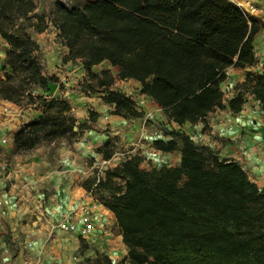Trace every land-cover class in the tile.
Instances as JSON below:
<instances>
[{"label":"trees","instance_id":"trees-1","mask_svg":"<svg viewBox=\"0 0 264 264\" xmlns=\"http://www.w3.org/2000/svg\"><path fill=\"white\" fill-rule=\"evenodd\" d=\"M35 8L34 0H0V35L8 43L1 98L16 102L27 92L34 98V89L59 82L43 72L40 45L27 31L41 33L51 22L69 49L63 61H82L85 92L104 93L103 100L124 118L144 117L130 97L111 89V69L93 71L108 61L120 78L140 82L141 92L180 125L224 107L226 70L256 63L254 38L264 26L257 18L249 23L229 0H87L81 7L56 5L47 19ZM20 19L30 23L17 25ZM238 87L229 101L233 113L241 111L245 93L264 110V74L249 71ZM38 98L42 114L15 133L16 153L79 136L90 127L77 123L64 97ZM96 118L90 111L89 120ZM165 133L171 139L154 146L179 150V165L146 169L136 154L105 176L83 181L87 190L95 184L97 199L115 214L128 247V256L117 264H264V188L237 160L220 159L179 130ZM96 150L105 159L115 153L111 139ZM96 253L87 264H114Z\"/></svg>","mask_w":264,"mask_h":264},{"label":"crops","instance_id":"crops-1","mask_svg":"<svg viewBox=\"0 0 264 264\" xmlns=\"http://www.w3.org/2000/svg\"><path fill=\"white\" fill-rule=\"evenodd\" d=\"M259 19L264 20V14ZM58 32L55 26L54 30L48 27L31 37L40 45L43 72L48 74V70L59 79V82L53 85L51 97L63 95L71 104L77 123L87 122L90 127L84 129L80 141L62 146L57 157L58 166L50 170L41 159H11L13 150H1L11 169L9 180L5 183L9 212L0 219V223L17 228L14 232L15 238L23 239L28 247H35L34 257L27 259L40 258L42 264L50 260L57 264H73L68 257L69 249L66 250L65 247L69 246L68 242L71 241L76 243V248H80L81 237L75 232L61 229L59 222L77 204L83 202L95 203L97 225L93 240L84 238L93 247L87 249V254H93L95 251L106 254L114 264L128 256V247L123 241L115 214L97 199L95 184L90 190L83 186L86 176L81 175L86 169V159L87 165L91 159L96 168H101L98 171L105 174L103 162L107 159L96 149L109 139L118 144L115 149L123 150L120 153L122 156L118 157L123 158V161L138 154L142 157L141 167L146 169L148 166H176L180 163L181 152L162 151L154 146V142L171 139V136L165 133L168 130L166 127H169V130H179L190 135L198 146L210 148L220 159L237 160L250 179L260 188H264V110L261 103L251 94L245 93V102L239 113H233L229 107V101L237 96L238 85L246 80L249 71L264 74V28H261L254 38L257 63L245 68H227V77L221 83L224 93L223 108H215L195 123L186 122L182 125L162 113L161 116L158 115L162 120L160 123L164 124L162 127L149 126L144 117L124 118L115 114L114 104L105 102L101 92L74 93L70 87L76 81L79 83V79L82 80L86 72L80 59L63 61L69 49L62 42L56 41ZM103 66L113 71L108 61L95 65L92 69L95 73H100L104 69ZM42 93L48 95L50 91ZM155 108V104H150L147 110ZM90 111L97 113L95 121L89 120ZM90 168L87 166V179L91 178L88 174L94 172ZM98 171L97 174H100ZM99 177L103 176L97 178ZM54 233L67 237V241L59 243V246L55 243L58 251L56 250L55 256L52 257L47 250V241Z\"/></svg>","mask_w":264,"mask_h":264},{"label":"rangeland","instance_id":"rangeland-1","mask_svg":"<svg viewBox=\"0 0 264 264\" xmlns=\"http://www.w3.org/2000/svg\"><path fill=\"white\" fill-rule=\"evenodd\" d=\"M87 0H34L35 2V13L40 14V15H45L46 19L48 18V14L49 12L53 9L54 6L62 4L65 5L67 7L73 8V7H81L83 6V4L86 2ZM263 25H264V20L259 19ZM32 23H36L37 19L36 18H32L31 19ZM30 23L29 20H24V19H20L17 22V25H25L27 26ZM50 27L51 30H54V25L51 22H48L47 28ZM264 28V26L262 27ZM27 31L30 33V35L35 34L36 32L32 29V27H28ZM57 42H61L59 37L56 38ZM8 48V43L7 41L0 35V49L3 51H6V49ZM40 56V54H39ZM257 63V60H256ZM255 63V64H256ZM1 67V65H0ZM104 69L105 66H103ZM44 68V66H43ZM103 69V70H104ZM110 69V68H109ZM112 70V69H111ZM113 71H116L113 68ZM77 72V71H76ZM46 75L48 76H55L57 77L54 73H50L48 70L46 71ZM0 74H1V68H0ZM86 74V73H85ZM1 76V75H0ZM86 76V75H85ZM85 76L83 77L82 80L79 79V83L74 82L73 86L70 87L71 90L74 91V93H80L83 92L85 94H91L90 92H85V89L83 87V81L85 79ZM238 89L240 90V88L238 87ZM50 91V93L48 95L42 93V92H48ZM52 91H53V85L52 87L50 86L47 90H42V89H34L32 91V97L34 98H30L28 96V92L27 94L23 95L18 101L13 102L15 105L23 108L24 110H28L30 106L33 107V109H41L42 110V106H41V101L38 98V95H43L47 98H50L52 96ZM227 91V89H226ZM102 93V92H101ZM94 94V93H93ZM95 94H98V92H95ZM104 94V93H103ZM103 96V95H102ZM63 97V95H62ZM30 112V111H29ZM145 119V118H144ZM156 120H146L147 124L150 125H154V126H158V127H162L163 125L160 123V121H156ZM166 129L169 130V127H166ZM162 130H164L162 128ZM170 131V130H169ZM83 133L79 136L76 137H64L58 140H52V141H42L40 144H38L35 148L29 149L27 151L21 152V153H16L13 150L12 153V157L11 159H20V160H25V159H32L35 158L37 159H41L43 160V162H45V166L47 169H53L56 168L58 166V159L57 157H59V151L62 148V146L64 145H69L72 144L74 141H80L83 137ZM114 150L116 153L113 154V156L105 161H109L111 160V163H106L103 162V169L104 171H106L109 168H112L118 164H120V162H123V158H118L119 156H122L120 153L123 152V150L121 148H117L118 144L114 143L112 141ZM118 153V154H117ZM114 158V159H113ZM93 160H89L88 165H87V159H86V163L84 164L85 166V170H83L84 172L81 173V175H85L87 179V166L90 168L91 166H94ZM165 165V164H164ZM151 166H148L147 168L150 169ZM94 172L91 171V173H89L88 175H90V177L92 176H105V174H101L100 171H98L101 168H96V166H94L93 168ZM80 171V170H79ZM98 173L100 174H97ZM17 231V228H13L11 225L6 224V223H0V264H22L25 259L30 258V257H34V252H35V247H28L26 242L23 241V239H16L14 236V232ZM48 241H47V250L50 252L49 256L54 257L56 250L58 251V249L56 248L55 243H57V245L61 242H65L67 241V237H63L62 234L60 233H54L51 236L48 237ZM65 238V239H64ZM69 246H63L65 247V249H69L68 250V257L72 260L73 264H87V259H90V262H92L95 258H96V251L91 254H87V249L93 248L90 246V244L87 243V241L84 240V238L81 237V243H80V248H76L75 244L76 243H71V241L68 242ZM35 244V243H34ZM49 244H53V245H49ZM66 245V244H65ZM53 246V247H50ZM59 246V245H58ZM46 247V246H45ZM64 249V248H63ZM51 251H53V253H51Z\"/></svg>","mask_w":264,"mask_h":264},{"label":"built area","instance_id":"built-area-1","mask_svg":"<svg viewBox=\"0 0 264 264\" xmlns=\"http://www.w3.org/2000/svg\"><path fill=\"white\" fill-rule=\"evenodd\" d=\"M240 8L243 14L251 23L252 18H261L264 14V0H229ZM5 51L0 49L1 77L5 75ZM115 81L111 89L124 93L134 101L135 107L144 113L145 120L162 121L159 116L164 114L163 108L150 96L141 92V84L135 79H124L113 72ZM150 104H155L156 108L147 110ZM30 111V112H29ZM42 114L41 109L28 110L15 105L13 102L0 97V219L7 216L9 206L7 203L5 183L9 180L10 163L4 157L1 150H14V135L24 125L36 120ZM159 115V116H158ZM114 159V158H113ZM108 160V159H107ZM111 163V160L104 161ZM108 170V169H107ZM100 178V177H99ZM98 178V179H99ZM59 227L65 231L77 233L80 237L92 239L96 232L95 203L83 202L77 204L71 212L60 222ZM24 264H42L40 258L27 259ZM44 264H57L50 260Z\"/></svg>","mask_w":264,"mask_h":264},{"label":"water","instance_id":"water-1","mask_svg":"<svg viewBox=\"0 0 264 264\" xmlns=\"http://www.w3.org/2000/svg\"><path fill=\"white\" fill-rule=\"evenodd\" d=\"M74 130H77V126L74 127Z\"/></svg>","mask_w":264,"mask_h":264}]
</instances>
